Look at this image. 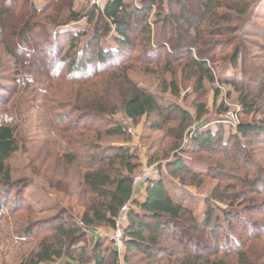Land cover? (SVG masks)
<instances>
[{
    "label": "rangeland",
    "instance_id": "obj_1",
    "mask_svg": "<svg viewBox=\"0 0 264 264\" xmlns=\"http://www.w3.org/2000/svg\"><path fill=\"white\" fill-rule=\"evenodd\" d=\"M4 2L0 0V8ZM26 2L33 3L38 11L46 7L42 14L32 20L36 27L33 35L37 42L46 43L51 52L56 46L53 44L54 26L61 24L70 11L84 17L97 9L93 0H22L21 3L25 5ZM137 2L129 1L133 4ZM163 2L161 10L156 7L148 17L152 37L161 27L160 24H153L157 13L164 17L168 13L177 15L179 11L176 6H171V0ZM190 4L200 25V34L192 33L194 40L199 41L198 46L192 49L186 44V50L181 52L182 47L178 48L177 43L183 37L186 26H173L171 29L174 31L170 30L166 36L168 45L161 58H151L146 48L134 47L127 54L129 60L102 69L94 85L67 79L41 78L48 76L49 69L42 76L31 68L19 72L7 48L11 46V40L2 42L0 38V125L6 122L16 125L19 147V151L7 162L12 186L6 188L9 193L0 213V264H20L29 255L38 252L40 243L46 237L55 235L54 227L61 220L77 223L83 229V240L76 246V255L84 251L86 264H95L91 254L96 245L103 248V252L109 250L105 264H178L193 252L192 246L186 245L188 239H184L188 236L187 232L180 230L176 240L169 233L159 238V245L168 254L157 260H149L135 251L127 253L123 232L127 227L128 209L121 211L115 228L105 225L85 228L80 221L89 214L95 202H101L84 183L91 159L98 155L94 146L123 148L135 158L133 163L138 168L134 175V191H140L135 193L136 199L140 200L145 195L150 179H157L160 174L172 192L184 196L201 218L207 200L213 193L221 192L233 196L229 202L231 204L210 201L218 208L216 215L220 219L223 217L221 210L234 205L235 210L245 209L247 225L252 220L264 223V209L256 212L264 203V191L254 194L249 185V180L264 171V137L245 139L237 132L239 124L264 125V2L251 16L231 23L218 21L216 24L213 17L200 9L198 0H191ZM29 6L26 7L27 12ZM219 13L234 16L226 9L219 10ZM87 25L83 18L75 25L76 32L86 30V37L76 42L72 49L65 46L63 56L68 55V61L69 58L75 59L76 53L89 41L93 26ZM215 25L224 27L227 35H207V31ZM112 36H104L102 45L107 47L111 44ZM204 41L218 42L216 50L208 57L213 81L204 78L190 62L191 57L199 56L198 50L208 49L203 46ZM236 49L241 51L242 62L239 61L237 68L233 69L231 60ZM50 57L56 60L47 62L44 56L34 54L31 63L36 65L38 61H46L48 68L53 66L57 69L59 59L53 54ZM50 73L54 72L51 70ZM65 74L66 68L62 72V75ZM226 80L233 85L227 84ZM173 85L176 86V93ZM131 86L153 94L164 109L173 106L184 110L190 119L183 120L177 110H166L168 121L154 115L133 123L121 112L116 102L121 97V91ZM94 97L102 102L94 103ZM75 98H87L94 103L93 107L105 105L103 107L110 110L109 115L102 122H80L77 118L68 117L67 113H71L68 103ZM241 99L253 104L254 108H247L246 111ZM200 106L206 109L201 118ZM117 126L127 129L125 137L105 135L107 129ZM89 127L93 129L88 131ZM217 129H222L223 143H227V146L205 151H199L194 146L198 131ZM177 158L184 160L191 171L200 175L175 174L169 168ZM214 170L224 172L214 174ZM29 231L32 232L31 236L27 235ZM248 231L250 228H240L236 233L242 235ZM196 237L208 249L203 252L205 260L201 264H239L237 254L227 255L223 247L219 249L213 242H207L203 235ZM224 237L225 232L221 235V241ZM112 250H117V260L111 255ZM245 252L249 264H264V237L249 242ZM126 255L129 256L128 263L125 262Z\"/></svg>",
    "mask_w": 264,
    "mask_h": 264
},
{
    "label": "trees",
    "instance_id": "obj_2",
    "mask_svg": "<svg viewBox=\"0 0 264 264\" xmlns=\"http://www.w3.org/2000/svg\"><path fill=\"white\" fill-rule=\"evenodd\" d=\"M63 1L68 2L69 0ZM129 1L107 0L102 10L97 8L84 17L70 11L69 16L61 24L54 26L56 28L53 33V44L55 43L56 46L51 52L46 43L37 42L33 35L36 27L33 25L32 20L42 14L46 7L44 6L38 11L33 3L26 2L23 5L22 0H5L4 4L1 3L0 8V38L2 42L11 40V46L8 45L7 48L15 61L17 69H20L19 72H22V69L31 68L42 76L45 70L48 71L49 69V73L51 70L54 73H50V75L48 73V76L41 78L67 79L71 82L91 85L96 83L95 80L101 75L102 69H109L129 60L127 54L134 47L146 48L151 58H161L166 45H168L166 36L169 35L170 30L174 31V29H171L173 26L181 27L183 24L186 26L182 33L183 37H180L177 43L178 48L182 47L181 52L186 50V44H189L192 49L199 45V41L194 40L192 34L193 32L200 34V25L198 24V17H196L197 14L190 8L191 0H171V6L179 8L177 15L168 13L161 17L160 13H157L156 21L153 24H160L161 27L154 37H152V25L148 22V17L156 7L161 10L164 5L163 0H138L136 4L129 3ZM262 2L264 0H198V6L209 17H213L216 24L218 21L231 23L240 18L251 16ZM27 6L30 7L28 12ZM221 9L229 10L234 16L220 14L219 10ZM190 16H193L194 19ZM82 18L88 24L87 26H93V31L87 44L76 53L75 59L69 58L68 61V55L63 56L65 46L67 45L69 49H72L76 42L86 37V30L75 31V25L81 22ZM207 33L210 37H224L227 35L226 29L219 25H215ZM108 34H113V42L105 47L101 41ZM217 45L218 42L216 41H204L203 46H207L208 49L205 51L198 50L199 56L190 58L193 67L201 72L204 78H209L211 81L214 80V77L212 69L208 67V63H210L208 57L216 50ZM240 52V49H236L233 54L231 60L233 69H236L238 62L241 61ZM34 54L44 56L47 62L54 61L55 57H50L53 54L59 59L57 69H54L53 66L48 68L46 61L45 63L38 61L36 65L32 64ZM170 54L173 55L171 52ZM187 54L190 55V53ZM65 68L66 74L62 75ZM94 68L96 69L94 70ZM226 81L227 84L233 85L229 83L230 81ZM173 88L176 93V86L173 85ZM121 92L119 101L116 100L117 105L120 106L121 112L133 123L143 117L150 118L154 115L168 121L169 116L166 114V110L168 112L177 110L183 120L188 121L190 119V115L180 108L172 106L164 109V105L153 94L144 90L131 86L129 89L124 88ZM93 102H102V100L94 97ZM69 103L68 107L71 113H67L68 117L77 118V121L80 122L91 120L102 122L110 111L102 104L93 107L94 103L88 101L87 98L83 100L75 98ZM241 104L246 111L247 108H254L253 104L247 103L245 100H242ZM205 113V107L200 106L199 118ZM87 129L89 131L93 128L89 127ZM17 130L18 128L13 123L6 122L0 125V213L9 193L6 188L12 186L7 162L19 151ZM237 132L245 139L250 137L260 139L264 137V125L259 123L239 124ZM105 135L125 137L127 129L117 126L107 129ZM222 137V129L207 130L206 132L198 131L195 134L193 144L199 151L215 149L222 145L227 146V143H223ZM94 149L98 152V155L91 159L90 167L84 175V183L101 202H95L90 207L89 214L85 215L80 221L85 228L90 229L94 225L115 228L116 219L122 209L127 207L128 221L123 232L127 253L135 251L149 260H157L162 255L168 254V251L159 245V238L169 233L172 239L176 240L178 232L185 230L188 234L184 238L188 239L186 245L192 246L193 252L178 264H201L205 260L203 252L208 249H206L207 247L202 240L197 239V235H203L206 237L207 242H213L219 249L223 247V251L227 255L237 254L239 264H249L246 260L245 251H247L249 242L264 237V223L252 220L250 225H247L244 219L245 209L243 211L235 210L234 205H228L226 210H221L223 217L220 219L216 215V209L218 210V208L210 202L213 200L221 204L229 203L233 195L221 192L213 193L211 198L207 200L206 209L201 218L196 215L194 206L187 203L188 201L184 196L175 195L159 174L157 179H150L146 187L145 198L141 201L134 198L135 193H138L134 191V175L138 168L133 163L135 158L123 148L94 146ZM111 153H114V155H109ZM169 169L177 175L186 173L190 174L191 177H197L199 174L191 171L184 160L179 158L175 160V163ZM214 171V174H223L224 172L222 170ZM249 185L254 194L264 191V171L258 172L253 180H249ZM232 203L234 204V201ZM261 209H264V203L256 209V212H262ZM240 228L242 230H249L250 228V231L239 235L236 232ZM54 230L55 235L46 237L40 243L38 252L29 255L20 264H51L56 261H59L60 264H86L87 257H85L84 251L80 255H76V246L82 242L84 236V231L80 225L66 223L61 220L57 222ZM223 232H225V237L221 241ZM27 235L31 236L32 232L29 231ZM180 241L184 242L181 239ZM102 249L96 245L91 254V259L95 264H105L106 253H109V250L106 249L103 252ZM111 255L115 260L118 259L117 250H112ZM128 261L129 256L126 255L125 262L128 263Z\"/></svg>",
    "mask_w": 264,
    "mask_h": 264
},
{
    "label": "built area",
    "instance_id": "obj_3",
    "mask_svg": "<svg viewBox=\"0 0 264 264\" xmlns=\"http://www.w3.org/2000/svg\"><path fill=\"white\" fill-rule=\"evenodd\" d=\"M93 3H94V5H95V7H97L98 9H103L104 8V6H105V0H93ZM146 181H148L147 180V178H146ZM123 211L124 210H127V207H124L123 209H122Z\"/></svg>",
    "mask_w": 264,
    "mask_h": 264
},
{
    "label": "crops",
    "instance_id": "obj_4",
    "mask_svg": "<svg viewBox=\"0 0 264 264\" xmlns=\"http://www.w3.org/2000/svg\"><path fill=\"white\" fill-rule=\"evenodd\" d=\"M139 188H140V187H139ZM139 192H140V191L138 190V193H139ZM144 198H145V195H144L143 197L141 196V199H140V200L143 201Z\"/></svg>",
    "mask_w": 264,
    "mask_h": 264
}]
</instances>
